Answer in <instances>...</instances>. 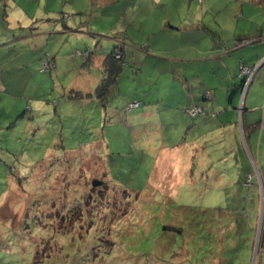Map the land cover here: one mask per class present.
Masks as SVG:
<instances>
[{"label": "rangeland", "instance_id": "obj_1", "mask_svg": "<svg viewBox=\"0 0 264 264\" xmlns=\"http://www.w3.org/2000/svg\"><path fill=\"white\" fill-rule=\"evenodd\" d=\"M19 1L4 0L6 21L0 22V36L18 38L41 29L30 21L16 28L17 17L26 18L15 10L21 8ZM27 1L28 7L26 3L22 7L30 9L28 13L39 9L45 15L50 0ZM111 1L81 21L84 28L78 32L104 33L105 37L92 39V45L82 42L81 33L30 39L43 47L41 40L51 38L46 46L52 57L64 45L61 75L58 69L41 72L38 61L29 71L23 69V60L17 59L22 46L8 53L0 48V78L20 79L29 72L34 77L28 86L23 81L10 89L6 86L10 95L0 92V264H264V167L257 166L241 138L237 113L232 129L238 138L228 131L231 128L218 130L216 102L204 101L198 84V78L206 77L217 84L223 81L225 88L231 79L238 81L234 69L216 68L207 76L206 67L201 68L204 62L192 61L194 85L186 78L184 90L183 75L161 59H169L161 50L179 59L208 58L204 44L197 48L199 39L192 33L197 31L190 29L182 37L169 34L164 27L167 22L159 18L154 32L144 25L147 33H153L145 38L137 27L136 8L125 16L117 5L135 0ZM203 1L165 0L166 18L174 21L168 23L183 27L188 15L187 22L193 24L200 11L206 13L198 21L210 30V40L216 39L222 47L235 43L237 35L250 27L264 32L263 5L251 0H217L207 9L206 0L201 6ZM66 10L63 13H73L78 20L69 7ZM60 14L54 18L62 30ZM111 30L126 34L124 46L106 36ZM116 46L125 48V64L103 106L90 95L101 81L99 60ZM87 49L94 56L93 64L87 65V58L76 55ZM5 55L10 60H1ZM262 61L254 64L257 75L264 72ZM74 63L85 69L83 75L77 74ZM55 86L62 88L60 93ZM78 92L84 97L71 99ZM183 95L185 100L196 95L194 107L209 115L190 117L184 108L177 113L171 96L179 103ZM35 98L40 100L33 102ZM243 98L244 94L241 99L234 95L236 110ZM136 100L141 107L124 112ZM259 133L253 145L260 144ZM247 160L254 166L243 164ZM235 173H250L253 182L247 175L240 196L242 213L230 211L231 220L220 222L223 217L215 211L227 208L221 182L234 179ZM93 180L109 187L94 188Z\"/></svg>", "mask_w": 264, "mask_h": 264}, {"label": "crops", "instance_id": "obj_2", "mask_svg": "<svg viewBox=\"0 0 264 264\" xmlns=\"http://www.w3.org/2000/svg\"><path fill=\"white\" fill-rule=\"evenodd\" d=\"M26 1L27 0H20L19 1L20 4L18 6L21 8H18V7L15 8V10H19V13H23L26 16V18L24 20L21 16L17 17L19 21H17V27L16 28L21 29L24 23L30 21V23H33V24L38 23V25L41 27V29H38L36 27H30L31 28L30 30H33V29H35V30L38 29V30L35 31V33L25 34L24 36H20L18 38L11 37L9 39L4 34V35L0 36V48H3L4 51L8 53L10 51H16L15 46H20V47L22 46L21 48H23L22 49L23 52H22V54H20L21 52L20 53L18 52L17 59L23 60V62H22L23 66L22 67H23V69L26 68L28 71L30 70L29 68L36 65L37 61L40 62L44 58L45 52L48 48L46 46V44L48 45L47 40L51 39V38H47L44 41L41 40V42H45V46L37 47L36 46L37 44L34 45V43L32 42L33 40H30L32 37H35L36 40L37 39L40 40L41 37L44 38V37H51V36H57V35L63 36V35L81 33L83 35L82 42H87L86 44L92 45L94 43V41L92 39L99 38V37L100 38L105 37V36L101 35L104 33H94L92 31L93 29H89L86 33L78 32L79 30L84 28V24H82L81 21L83 18H85L87 16V14L89 15V12L92 13L93 10L102 9L104 4L106 6V5H108L107 3H109V4L113 3L111 0H50L49 3L47 2V4H49V6H45L46 12L44 15V14H39V9H38V12L28 13L30 9H23V7H22L23 4H25V3L28 7L30 2L29 1L26 2ZM39 1H42V0H39ZM206 1H207V5L205 8H207V9L212 7L217 2V0H206ZM206 1L204 0L203 3L201 4V6H203ZM3 2H4V0H0V22H2L4 24V22L6 21V7H5V5L3 6ZM87 2L89 3V6H91V7L85 6L88 4ZM257 2H259V0L258 1L251 0L249 3L264 6V0L260 4ZM117 5L119 8L122 9L125 16H126V13H129L132 9L136 8V10L138 11L139 16H140V18L138 20L140 23L137 25V27H138V30L142 32V35H144L145 38L151 37L153 33H150V34L147 33L145 31L144 25H146L148 27V31L154 32L155 28H157L156 22H158L159 18H163V20L165 22H167L164 27L170 31L169 34L171 32H176L178 35H180L182 37V35H181L182 33L189 35L188 31H191V30L197 31L196 33L191 31L193 34L197 35V39H199V41L197 43L199 45L197 46V48H199L201 45L204 44L205 50L209 55L208 58H203V59L202 58H200V59H191V58L183 59V58H180L179 59L178 57H173V56L168 55L169 51H167L165 49L161 50V52H164L166 54V56L169 57V59H167V58H165V59L161 58V59L171 63V70H173V72L183 75L182 79H180V83H181V87L184 90H187V88H188L187 82L191 86L194 85L195 77L193 75H191V64H190L192 61H198L199 60L200 62H204L203 65H205V66H201V68L206 67V71H208L207 73H209L207 76H211V73L215 72L216 68L219 69L221 67V68L225 69L226 71H230V67H232L234 69V74H235L234 76L237 79H239L238 67L240 68L241 65L251 68V67H254V64H256V63H258V64L263 63L262 60H264V32H262V30L260 28L255 29L256 27H254V28L250 27L246 31H244L242 34L237 35L238 37H237V39H235V43L232 44V42H229L222 47L217 41H215L216 39L210 40V38H209L210 30L205 29V27H203L201 20L198 21V17H199V19L201 18L203 20L204 19L203 16L206 14V13H204V14L201 13V11H200L198 17L195 16L193 18L194 19L193 22L197 21V23L190 24L189 22H187V21H190L189 20L190 17L188 15L187 16L188 19H186L187 21L185 20L186 25L183 27H180V25H178V24L168 23V21H170V22H174V21L166 18L168 13H167V9L165 8V5H166L165 0H135V2H133V3L130 2L128 4L122 3V4H117ZM97 6L98 7L101 6V7L96 9L95 7H97ZM68 7L75 14L81 13V16H80L81 19L79 16H78V20H74V18L72 17L66 24L65 23L61 24L63 27L61 26L62 30H60V27H58V25L55 23V22H57V20L54 18L55 17L54 15H57L59 11L61 12V14H63V11L69 12L66 10ZM13 10H14V8H13ZM61 14L59 15V19H60V16H62ZM161 16H163V17H161ZM164 21H162V23ZM13 22L16 24V21H13ZM69 25L70 26L74 25L76 27L73 29V28L69 27ZM64 27H67V28L69 27L70 31L66 30ZM151 28H154V29H152V31H151ZM7 30H8V27H7L6 31ZM106 34H107L106 36L114 42L113 44H118L120 42H122V44H123V41L126 37V34L122 33L121 31H115V30H111L109 33H106ZM217 37H218V34H217ZM245 40L249 41V43L248 44H242L243 46L240 47L239 46L240 41H245ZM187 42H189V41H187ZM197 44L195 43V45H197ZM148 45H149V43H148ZM195 45H193V47ZM63 46L64 45H62L61 49H58L56 51L55 57L54 56L52 57L53 53L49 51L50 58L53 60V62L55 64V70L58 69V74L60 73V75H61V71L59 69H61L60 68V61L62 59L61 53L63 52ZM123 46H124V44H123ZM123 46H121L120 48H122V52L125 56V48ZM75 47L80 48L78 45ZM98 47L99 46L97 45V48ZM193 47H190V48H193ZM40 48H41V50H44V52L39 51ZM244 48H245V50H243ZM240 50H243V51L239 52ZM1 60L6 61V60H10V58L7 57V55H5V56L1 57ZM102 61H103V59H100L99 63H102ZM180 63H184L183 66ZM17 66H20V65H17ZM75 66L77 68V72L79 71V73H77V74L83 75L85 69L78 68V66L74 63V67ZM22 67L18 68V69L21 70ZM186 67H188V68H186ZM230 77H231V72L228 73V78H230ZM19 78L20 79L11 78V77L4 78L1 76V78H0V92H2L4 90V92L6 94L10 95L8 93L9 91H8V88L6 86H9V89L14 87V85L19 86L18 85L19 81L25 82L24 85L28 86L29 80L32 82V78H34V77H32L31 73L29 72V74L27 73L26 77H19ZM186 78H187V82L184 83ZM205 78L204 77H203V79L198 78L200 81V83H198V84L200 85V89L202 90L203 94L205 92H210L211 94H213L212 95L213 100L216 102L215 109L218 112L223 111L226 108V106L232 107L234 105L235 106L237 105L236 103H234V93H231L234 85H236L237 82L232 83V79H231L230 80L231 83H229V82L226 83V85H225L226 87L224 88L222 86L223 81L218 82V84H217V83H215V81H211V79L209 81H207ZM91 81H89V83ZM175 85L177 87H179V82H177V84H175ZM217 89H218V91H217ZM195 98H196V95H191L190 97L186 96V100H185V96H184L183 100L178 103L179 99L175 96H171V103H172V106H174V108L177 109V113H179L180 112L178 110L179 108H184V110H185V109L194 107V104H197ZM36 99L40 100L38 98H35L33 100V102H38ZM205 105H207V104H205ZM172 106H170L169 108L172 109ZM209 107H210V105H209ZM239 107H241V109L243 107L242 113H243L244 109L246 110V111L244 110V113H243L244 114V120H247V121L256 120L255 122H257L259 120V122H260V128L258 131L261 133V136L259 133V137H260L259 143L260 144H257V145L254 144L253 145L252 140H253V137L256 136V133H253L251 136H249L248 143H249V148L251 150L252 156H255V157L258 156L260 159L261 158L264 159V72H261L259 75L256 74V76H255L248 92L246 93L242 103L240 101ZM144 110L145 109H143L142 112ZM182 117L184 118L183 120L185 121L186 116L184 115ZM218 130L221 132L223 131L220 128H218ZM241 137H242V134H241ZM258 160L256 161L257 164H258Z\"/></svg>", "mask_w": 264, "mask_h": 264}, {"label": "trees", "instance_id": "obj_3", "mask_svg": "<svg viewBox=\"0 0 264 264\" xmlns=\"http://www.w3.org/2000/svg\"><path fill=\"white\" fill-rule=\"evenodd\" d=\"M262 1L263 0H259V2H257V3L260 4ZM61 15H62V16H60L61 24H64L65 20L66 21L70 20L73 17L72 13H69V14L63 13ZM76 15L80 17L81 13H77ZM80 19H81V17H80ZM82 24H84V23L82 22ZM64 28L66 30L70 31L69 27L68 28L64 27ZM76 55L77 56H84L85 58H87V61L85 62L87 65H88V63H90V64L94 63L93 54H91V50L90 49H87L86 51H82V52H78L77 51ZM124 64H125V56H124V54L122 52V48H120L119 46L114 47V49L108 55H106L103 58V61L101 63V68H102L101 81H100L99 85L95 88V90L93 92V95H90V97H94L103 106H105L106 103H107V100H108V97H109L111 89L114 86H116L117 83H118V79H119L120 75L122 74ZM40 65H41V70H40L41 72L42 71L51 72L53 70L55 71V64H54L53 60L50 58L49 51L46 50L44 58L40 61L39 67H40ZM83 66H85V64H83L82 67ZM250 69H254V67H251ZM255 76H256V73L254 74V77L252 78L248 88L244 92V90H245L244 89V85H245L246 79L244 77H242L240 75V73H239V79L237 81V84L234 85L233 90L231 91V93H234V95L235 94H239L240 95V99H241L242 94H244V97H245V95L248 92V90H249V88H250ZM54 89L58 90V92L60 93V89H62V88H59L58 86L57 87L55 86ZM44 91L47 93L46 89ZM52 91H54V90H52ZM62 93H63V91H62ZM47 94L51 95L50 91ZM52 95H55V94H52ZM212 95L213 94H211L210 92H205L203 94L204 101H212L213 100V96ZM62 96L64 97V95H62ZM206 96H208V97H206ZM82 97H84V96H82V94L78 92V93H76V95L74 97H71V99H80ZM62 100H63V98H62ZM133 104H137V107L136 108H129ZM133 104H130L128 107H126L124 112L128 113V112H130L132 110L139 109L141 107V104L139 102H135ZM228 109L229 110H226V108H225L223 111L219 112V116L214 118L215 123H217L218 127L220 129H222V130H224L223 127L231 128L228 131L230 133H232V136H234L235 138H238V136L236 134V130L232 129V125H233V121L232 120L234 118L235 113H237L238 122H239V130L241 132L240 134H242L241 138H243L246 146H248V148H249V143H248L249 136H251L253 133H256V134L259 133L258 132L259 128H260L259 120L257 122H255L256 120H254V121L244 120V114L243 113H244L245 109L243 110V113H242L243 107H242V109H241V107H238V109L236 110L235 109V105H234L232 107L231 106L228 107ZM192 110H196L197 111L196 115L192 116L190 114V112ZM184 112L186 114H188L190 117H197L198 115H205V116L209 115L203 109L197 108V107H191V108L185 109ZM211 116L214 117L213 114H211ZM19 118H21V116ZM235 124H236V122H235ZM253 159L255 161H257L259 159L257 166L264 167V159L263 158L260 159L258 156L257 157L253 156ZM237 164L239 166L241 164V162H238ZM243 164H248V165L251 164L252 165V163L249 160H247ZM252 166H254V165H252ZM240 169H242V168H240ZM263 170H264V168H263ZM247 175H249L250 181H251V184H252L253 177H252V174H250V173H244L243 175L239 174V176H237V174H236V177L234 179H231L232 181L231 180H227L224 183H223V181L221 182L223 188L225 189V193L224 194H225V200H226V207L227 208L217 209L215 211L216 213H218V216L222 215L221 217H223L222 219H220V222H228V221L231 220L230 216L227 215V214L231 213L230 211L235 212L237 214L242 213V209H241V205H242L241 199L242 198L240 196H241V192H242L241 189L245 188L244 184L247 181ZM103 183L104 182H102V184ZM103 185H104L105 188L109 187V186H106L105 184H103ZM103 185H101L100 187H102ZM103 190L104 189L102 188L100 191L103 192ZM229 190H232V191L234 190V191L230 192ZM172 192H174L173 188H172L171 194H172ZM222 210L225 211V212L222 213ZM216 221H217V219H215V222ZM109 224H110V221H109ZM231 224H234V223H230V225ZM228 239L232 240V238H228ZM241 239H242V237H241Z\"/></svg>", "mask_w": 264, "mask_h": 264}, {"label": "built area", "instance_id": "obj_4", "mask_svg": "<svg viewBox=\"0 0 264 264\" xmlns=\"http://www.w3.org/2000/svg\"><path fill=\"white\" fill-rule=\"evenodd\" d=\"M249 42L248 41H243V44H248ZM118 57V56H117ZM250 70V68H248V67H246V66H240V75L242 76V77H244L245 79H246V81H245V85H244V92L246 91V89L248 88V86H249V84H250V82H251V80H252V78L254 77V74L256 73V69L254 68L253 70V73H251L248 77H246L247 76V74L249 73L248 71ZM246 71H247V73H246ZM206 97H208V96H206ZM137 107V104H133V105H131L129 108H136ZM196 113H197V111L196 110H192L191 112H190V114L192 115V116H194V115H196Z\"/></svg>", "mask_w": 264, "mask_h": 264}, {"label": "water", "instance_id": "obj_5", "mask_svg": "<svg viewBox=\"0 0 264 264\" xmlns=\"http://www.w3.org/2000/svg\"><path fill=\"white\" fill-rule=\"evenodd\" d=\"M102 185V182L99 180H93L92 181V187H100Z\"/></svg>", "mask_w": 264, "mask_h": 264}, {"label": "clouds", "instance_id": "obj_6", "mask_svg": "<svg viewBox=\"0 0 264 264\" xmlns=\"http://www.w3.org/2000/svg\"><path fill=\"white\" fill-rule=\"evenodd\" d=\"M245 41H247V40H245ZM249 42V41H248Z\"/></svg>", "mask_w": 264, "mask_h": 264}]
</instances>
